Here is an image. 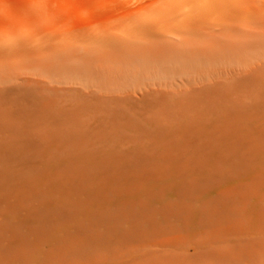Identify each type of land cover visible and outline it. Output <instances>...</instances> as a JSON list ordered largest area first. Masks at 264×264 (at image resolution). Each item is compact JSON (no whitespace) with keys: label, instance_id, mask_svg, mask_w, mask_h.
I'll return each instance as SVG.
<instances>
[{"label":"rangeland","instance_id":"obj_1","mask_svg":"<svg viewBox=\"0 0 264 264\" xmlns=\"http://www.w3.org/2000/svg\"><path fill=\"white\" fill-rule=\"evenodd\" d=\"M0 264H264V0H0Z\"/></svg>","mask_w":264,"mask_h":264},{"label":"bare ground","instance_id":"obj_2","mask_svg":"<svg viewBox=\"0 0 264 264\" xmlns=\"http://www.w3.org/2000/svg\"><path fill=\"white\" fill-rule=\"evenodd\" d=\"M227 38H229V37H227ZM217 43L220 44V46L219 47L215 46V49H216L217 53L219 54V56L227 55L226 53H231V51H233L234 46H233L232 41H223V42L218 41ZM183 53H185L186 55H191L192 56L191 59H193V58L199 59V60H202L204 58L207 60L213 59L212 58L213 56L210 53L198 51L194 47L190 48V49L175 48L170 52L169 57H171V59H173L174 62H180L184 59V58H182ZM207 60H205V61H207Z\"/></svg>","mask_w":264,"mask_h":264}]
</instances>
